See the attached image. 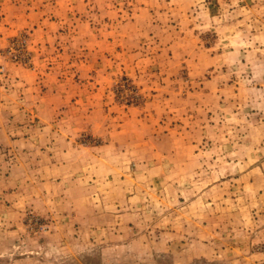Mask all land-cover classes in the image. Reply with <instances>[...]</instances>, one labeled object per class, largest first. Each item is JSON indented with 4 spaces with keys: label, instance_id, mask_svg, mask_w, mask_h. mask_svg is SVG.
Wrapping results in <instances>:
<instances>
[{
    "label": "rangeland",
    "instance_id": "rangeland-1",
    "mask_svg": "<svg viewBox=\"0 0 264 264\" xmlns=\"http://www.w3.org/2000/svg\"><path fill=\"white\" fill-rule=\"evenodd\" d=\"M0 264H264V0H0Z\"/></svg>",
    "mask_w": 264,
    "mask_h": 264
}]
</instances>
